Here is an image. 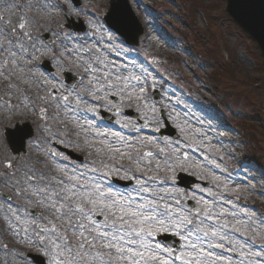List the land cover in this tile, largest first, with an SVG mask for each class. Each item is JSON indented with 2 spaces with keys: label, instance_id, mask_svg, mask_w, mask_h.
Wrapping results in <instances>:
<instances>
[{
  "label": "snow or ice",
  "instance_id": "snow-or-ice-1",
  "mask_svg": "<svg viewBox=\"0 0 264 264\" xmlns=\"http://www.w3.org/2000/svg\"><path fill=\"white\" fill-rule=\"evenodd\" d=\"M73 2L74 0H68L70 5ZM70 14L71 7L66 15ZM0 21L7 23L3 17H0ZM28 25L29 21L21 17L12 33L19 30L20 36L31 39L27 32ZM9 36V33L0 28V37L9 39ZM9 43L12 47L15 46L11 40ZM0 50L11 52V47L5 49L0 44ZM67 51L74 53L75 61L86 74L82 80L87 79V84L80 85L83 94L76 91L77 85H70V95L75 98L73 104L69 94L53 88L46 96L37 94L30 106L35 108L36 101H39L43 106L38 109V113L43 117L48 107L52 106V101H55V107L71 113L72 120L85 122L80 125L81 128L86 125V131H94L92 140L104 138L101 141L102 148L98 151L105 155L100 161L101 166L97 165L95 159L91 162L72 161L68 155L54 149L48 150L47 155L53 163H46V170L30 166L14 168L11 161L3 163V182L26 205L15 208L12 214L16 223L8 227L13 229L14 235L23 232L24 246L35 249V254H22L23 264H232L231 256H221L214 249L239 252L245 245L231 233L244 235L242 228L247 230L251 227L247 221L240 219H236V224L241 227L229 222L227 217L237 218L239 215L224 207V204L232 202L210 187H201L199 191L206 192L212 197L211 200L195 193L191 196L188 193L181 194L176 191L175 176L168 177L167 171L175 173L178 167L184 165L172 162V154L166 153L165 147H160L155 153L151 150L141 151L142 147H151L152 138L143 140L139 135L125 138L118 132L97 129L94 123L98 109H105L114 116L119 115L116 105L109 101V96L132 100L129 89H135L137 84L142 93L144 82L141 76L130 70L122 74L121 67L126 66L110 65L95 53L92 54L95 59L89 56L84 60L81 53H88L91 49L69 48ZM11 54L15 55L14 52ZM69 59L73 57L70 56ZM57 67H60L59 62ZM0 78L11 80L9 73L3 70H0ZM133 81L137 83L132 84ZM44 90L47 92L46 88ZM88 97L105 103L93 105ZM136 99H141L139 93ZM28 106L24 105L25 108ZM89 113L92 114L91 118ZM143 127L147 125L133 126V130L139 134ZM45 130L49 131L47 124ZM156 130H159V125ZM53 139L58 140L59 137L53 134ZM85 139L88 141L87 137ZM161 157L163 162H160ZM181 158L186 160L187 153L181 152L177 147L176 160L180 161ZM107 159H126L129 166L121 164L117 167L115 163L109 165L104 163ZM161 170H165L163 179L159 177ZM113 173L118 176L123 174V179L133 183L125 185L121 191L109 179ZM167 179H171L173 183L168 185L165 182ZM189 199L194 203H187ZM6 202L11 203L10 199ZM29 206L41 211L32 212ZM232 207L235 209L236 205L232 204ZM252 231L255 232L254 227ZM162 235L174 239L157 238ZM229 244L231 247H226ZM262 254L264 248L248 253L256 258H261ZM239 264H243V261ZM254 264H264V260L258 259Z\"/></svg>",
  "mask_w": 264,
  "mask_h": 264
},
{
  "label": "rangeland",
  "instance_id": "rangeland-1",
  "mask_svg": "<svg viewBox=\"0 0 264 264\" xmlns=\"http://www.w3.org/2000/svg\"><path fill=\"white\" fill-rule=\"evenodd\" d=\"M34 1L37 0H2L1 3L11 5L9 7L26 6L27 17L22 10L14 11L12 15L26 18L33 29L39 26L33 22L37 19L45 20V26L53 25L56 17L64 23L65 19H73L75 24L82 20L84 25L86 24V32L82 37H78V42L73 44L72 49H91L88 53H81L84 60L89 56L95 59L92 55L95 53L110 65L129 64L125 65L126 68L121 67L122 74L130 70L141 76L143 88L146 85L147 89L140 93V85L137 84L135 89L130 87L133 99L128 100L126 97V100L127 103L136 102V96L140 94L143 116L150 118L152 123L148 129L162 126L159 110H163L166 118L173 121L174 127L182 137L177 147L181 152L188 154L186 164L199 179L203 176L211 183V188L216 193L224 195L232 204L233 200L243 203L251 197H257L264 203V90L261 82V59L254 43L246 35L230 25L226 26L225 30L214 26L218 21L215 15L221 12L224 0L223 3L222 0H132V10L144 25L140 42L133 52L140 59V63L128 57L130 53L127 48L112 45V37L104 31H96L95 21L103 15L108 0H80L77 8L70 5L68 0H54L59 10L54 8V4L47 5L43 10L36 7L37 5L33 7ZM70 7L71 14L66 15ZM178 8L183 12L182 16L177 13ZM77 12L80 14L77 15ZM207 17L212 19L207 22ZM222 22L225 23L226 20ZM104 40L111 42L106 43ZM68 52L73 59L64 57L66 67L74 72L83 71L81 65L75 61L74 53ZM43 54L47 58L52 57V50L46 49ZM134 64L135 67L132 66ZM208 73H217L214 75L217 81L208 82ZM154 84H157L156 87L162 92L156 103L148 95V91L155 87ZM208 89H213L216 95L209 93ZM222 96L225 98L224 103L221 101ZM204 99L213 104V114L201 109L202 105L210 110L208 103L203 102ZM5 107L6 104L0 102V114H5ZM142 139L149 138L142 136ZM247 139L250 140L249 151L257 158V163H252H256L258 168L248 162L235 169L236 159L238 162V157L246 155L248 151L247 146L243 144ZM164 143L152 144L150 148L142 149L155 153L160 147H165L166 153L172 154V162L184 164L185 160H176V148H172L166 141ZM171 148L173 151L169 150ZM193 148L196 150L192 151ZM160 162H163V157ZM172 173L168 170L167 176H172ZM159 177H165V170L159 172ZM11 190L10 186L0 183V191L3 194L7 195ZM204 194L208 200L212 198L206 192ZM18 203H22L21 199ZM232 204H224V207L229 212L239 213L241 217L229 216V222L241 227L236 224V219H240L247 221L251 227L247 230L242 228L244 235L237 232H232L231 235L252 239L254 234L253 244L260 247L264 244L263 220L261 222L254 219L255 223L252 225L250 220L253 214L247 211L244 213L248 215L241 214L240 209L243 208L236 205L234 209ZM14 210L15 207L7 204L0 195V264H23L20 256L19 260L13 257L18 244L14 239L16 235L13 234V229L8 227L16 223L12 214ZM253 227L255 232L252 231ZM20 235L23 237V232ZM2 241L10 246L4 248ZM243 255L248 258V264H254L258 259L264 260V254L261 258L244 253Z\"/></svg>",
  "mask_w": 264,
  "mask_h": 264
},
{
  "label": "water",
  "instance_id": "water-1",
  "mask_svg": "<svg viewBox=\"0 0 264 264\" xmlns=\"http://www.w3.org/2000/svg\"><path fill=\"white\" fill-rule=\"evenodd\" d=\"M230 16L258 42L264 57V0H228Z\"/></svg>",
  "mask_w": 264,
  "mask_h": 264
},
{
  "label": "flooded vegetation",
  "instance_id": "flooded-vegetation-1",
  "mask_svg": "<svg viewBox=\"0 0 264 264\" xmlns=\"http://www.w3.org/2000/svg\"><path fill=\"white\" fill-rule=\"evenodd\" d=\"M45 124H46V122H43V124H42V127H43V128H45ZM43 140H45V135H44V137H43ZM64 141L66 142V144L68 145V147L71 149V147H72V145H73V142L71 141V139H70V140H68V139H64ZM69 143H71V146H69Z\"/></svg>",
  "mask_w": 264,
  "mask_h": 264
}]
</instances>
